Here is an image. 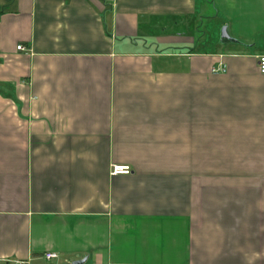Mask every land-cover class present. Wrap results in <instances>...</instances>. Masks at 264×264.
<instances>
[{
  "label": "crops",
  "instance_id": "0c3cea01",
  "mask_svg": "<svg viewBox=\"0 0 264 264\" xmlns=\"http://www.w3.org/2000/svg\"><path fill=\"white\" fill-rule=\"evenodd\" d=\"M260 56L264 0H0V264H264Z\"/></svg>",
  "mask_w": 264,
  "mask_h": 264
},
{
  "label": "rangeland",
  "instance_id": "374dc122",
  "mask_svg": "<svg viewBox=\"0 0 264 264\" xmlns=\"http://www.w3.org/2000/svg\"><path fill=\"white\" fill-rule=\"evenodd\" d=\"M204 13L203 19L200 17H197L196 19V31L194 33V37L196 40L203 42L206 41L207 43L204 46L207 48L212 47L214 42L219 41L220 31L224 26L219 27V22L214 19L215 12L211 6H209ZM42 264L49 263L43 262Z\"/></svg>",
  "mask_w": 264,
  "mask_h": 264
},
{
  "label": "built area",
  "instance_id": "2783aa9c",
  "mask_svg": "<svg viewBox=\"0 0 264 264\" xmlns=\"http://www.w3.org/2000/svg\"><path fill=\"white\" fill-rule=\"evenodd\" d=\"M17 50H24L22 46H17ZM258 69L261 74H264V56H260L258 58ZM214 73H216V70H213ZM218 72H225V66L220 65V68ZM130 173V169L127 166H113L112 168V174L113 175H128ZM57 258V255L55 253H46L44 255V259L46 261H51ZM16 264H27L26 262H16Z\"/></svg>",
  "mask_w": 264,
  "mask_h": 264
},
{
  "label": "water",
  "instance_id": "95a60500",
  "mask_svg": "<svg viewBox=\"0 0 264 264\" xmlns=\"http://www.w3.org/2000/svg\"><path fill=\"white\" fill-rule=\"evenodd\" d=\"M220 43L222 44H227V43H234L236 40L231 38V36L228 33L227 27H222L220 31V38H219ZM85 260H80V261H75L72 264H82Z\"/></svg>",
  "mask_w": 264,
  "mask_h": 264
}]
</instances>
